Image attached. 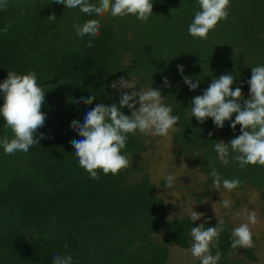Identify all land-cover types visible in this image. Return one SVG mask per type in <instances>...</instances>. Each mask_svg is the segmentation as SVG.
<instances>
[{"label": "trees", "instance_id": "1", "mask_svg": "<svg viewBox=\"0 0 264 264\" xmlns=\"http://www.w3.org/2000/svg\"><path fill=\"white\" fill-rule=\"evenodd\" d=\"M152 5L145 22L132 15L89 17L52 0H8L7 9L0 10V29L10 25L0 31V83L8 71L35 72L45 91L46 117L35 134L44 138L27 152L7 155L0 146V264H51L55 255H71L73 264H200L190 253L191 228L205 221V227H214L218 220L192 222L177 208L175 194L200 206L221 192L232 199L236 193L241 196L235 206H240L245 194L256 193L264 217V167L241 169L231 151L225 165L214 150L218 141L228 143L241 134L240 125L230 127L235 114L223 128L211 118L199 123L191 116L192 98L226 73L235 77L233 90L241 87V104L249 98L251 68L264 66V0H230L228 17L206 40L188 35L198 0H152ZM50 14L55 21L49 22ZM88 19L100 20L94 39L78 37L73 28ZM184 76L200 80L196 90H189ZM120 77L136 89L159 90L162 103L180 120L167 137L129 134L121 150L129 166L92 179L73 154L70 142L82 137L70 125L83 122L97 104H118L120 91L111 84ZM90 95L96 99L84 104L81 98ZM121 111L131 114L127 107ZM12 135L0 117V138ZM161 141L170 165L156 181L150 176V151ZM209 161L221 177L241 184L231 192L213 189ZM169 174L176 179L166 188ZM223 221L212 249L213 255L221 253L218 264H264L257 238L253 248L232 249L234 225Z\"/></svg>", "mask_w": 264, "mask_h": 264}, {"label": "clouds", "instance_id": "2", "mask_svg": "<svg viewBox=\"0 0 264 264\" xmlns=\"http://www.w3.org/2000/svg\"><path fill=\"white\" fill-rule=\"evenodd\" d=\"M52 3L62 4L69 9H79L89 17L103 18L107 14L113 18H123L132 15L141 22L147 21L152 15L153 7L152 0H99L98 3H92L91 0H52ZM229 3L230 0H198L199 10L195 12L194 19L188 26V35L206 40L209 32L228 17ZM7 7L8 0H0V10H6ZM48 20L55 21V15L50 14ZM8 27L10 25L0 31L7 32ZM100 27L99 19H88L82 25H73L78 37L87 36L93 39L98 37ZM87 46L92 47V44ZM177 67L182 73L183 67ZM183 81L189 90H196L200 83L199 79L193 82L188 76H184ZM234 81L235 77L231 73L221 75L218 79L213 78L202 95L192 98L191 116L199 123L211 118L215 127L223 128L224 122L232 120L235 114L230 127L234 131L236 126L240 125L241 134L228 143H215L217 158L227 165V157L231 151L236 154L233 159L241 169L248 165L264 167V66L251 68V77L246 81L249 86V98L243 100V104L241 87L234 90L232 88ZM163 86H169L167 78H164ZM111 87L120 91L118 104H97L86 111L83 122L74 120L70 125L72 131L82 137L70 142L78 165L96 180L99 179V172L104 175H117L129 166V158L121 154L129 134L139 132L146 136L167 137L170 131L175 130L174 125L180 120L178 115H173L170 106L162 103L163 97L157 89H136L123 77L114 81ZM123 89L133 90L129 93L122 91ZM0 93L3 94L0 117L4 121L5 129H10L13 134L12 138H0V146L7 155H13L17 151L27 152L33 145L39 144V139L44 138L43 133H40L39 137L35 134L43 127L46 118L41 111L45 103V91L39 86L35 72L17 74L8 71L7 78L0 83ZM95 99L94 95H90L82 97L81 101L84 104H92ZM124 107L130 110V115L121 111ZM209 167V175L213 178L212 188L216 191L222 186L231 192L241 184L238 178L229 180L221 177L212 167V161H209ZM175 179L174 174L167 175L165 187H172ZM221 204L226 209L231 207V201L227 199L221 201ZM202 216V213L193 211L190 219L195 222ZM246 219V223H241L232 230V249L255 246L249 225L257 223L256 212L246 213ZM205 223L191 228L190 253L200 264H218L221 253L217 251L213 255L212 249L218 246L224 221L218 220L214 227H205ZM51 264H73V258L71 255H55Z\"/></svg>", "mask_w": 264, "mask_h": 264}, {"label": "rangeland", "instance_id": "3", "mask_svg": "<svg viewBox=\"0 0 264 264\" xmlns=\"http://www.w3.org/2000/svg\"><path fill=\"white\" fill-rule=\"evenodd\" d=\"M165 145L166 141H161L160 143L156 142L153 149L150 151V155L154 158L149 169L150 176L156 181L165 174L170 165L169 161L164 160L165 158L162 157L165 151ZM233 195L235 199L230 197L231 194L221 192L210 202L205 201L200 206L191 204L188 198L182 199L178 197L177 194L174 195L173 199H177L176 206L180 212L191 215L193 211H196L203 214L202 218H214L216 220L225 219L234 225V228L238 227L241 223L247 222L246 213L255 211L257 214V223L255 225L250 224L249 227L251 228L253 236L257 238L256 248L258 249L259 259L261 258L260 260L264 262V217L257 208V194H245L246 202L240 206H235V200L241 195H237L236 193ZM225 199L231 201L230 208L226 209L222 206L221 201Z\"/></svg>", "mask_w": 264, "mask_h": 264}]
</instances>
